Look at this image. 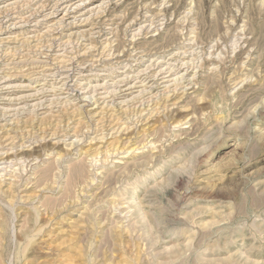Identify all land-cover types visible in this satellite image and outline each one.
I'll return each mask as SVG.
<instances>
[{
	"label": "rangeland",
	"instance_id": "374dc122",
	"mask_svg": "<svg viewBox=\"0 0 264 264\" xmlns=\"http://www.w3.org/2000/svg\"><path fill=\"white\" fill-rule=\"evenodd\" d=\"M0 264H264V0H0Z\"/></svg>",
	"mask_w": 264,
	"mask_h": 264
},
{
	"label": "bare ground",
	"instance_id": "6f19581e",
	"mask_svg": "<svg viewBox=\"0 0 264 264\" xmlns=\"http://www.w3.org/2000/svg\"><path fill=\"white\" fill-rule=\"evenodd\" d=\"M56 7V6H55ZM39 10V9H38ZM30 15V14H29ZM31 17V16H30ZM182 55V54H181ZM194 62V61H193ZM184 65V64H183ZM170 71V70H169ZM156 75V74H155ZM65 83V82H64ZM177 84V83H176ZM134 149V148H133ZM107 152V151H106ZM116 152V151H115ZM120 153V152H119ZM2 170V169H1ZM73 229V228H72ZM68 234V233H67ZM55 237V236H54ZM54 237H53V239H54ZM49 238H51V237H49ZM54 241V240H53ZM52 244V243H51ZM54 248V247H53ZM61 248V247H60ZM57 249V248H56ZM54 255V254H53ZM60 259V258H59ZM62 260H63V258H61V263H62ZM59 261V260H58Z\"/></svg>",
	"mask_w": 264,
	"mask_h": 264
}]
</instances>
